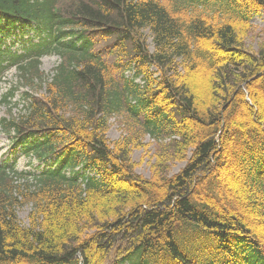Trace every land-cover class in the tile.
<instances>
[{
  "label": "trees",
  "instance_id": "obj_1",
  "mask_svg": "<svg viewBox=\"0 0 264 264\" xmlns=\"http://www.w3.org/2000/svg\"><path fill=\"white\" fill-rule=\"evenodd\" d=\"M262 11L264 0H0V38L34 34L21 52L0 39V81L18 69L0 104L28 88L0 126L47 163L35 175L0 166V264H264V49L243 39ZM47 54L60 57L52 75ZM117 115L126 132L110 142ZM146 136L189 161L138 174L131 153Z\"/></svg>",
  "mask_w": 264,
  "mask_h": 264
},
{
  "label": "rangeland",
  "instance_id": "obj_2",
  "mask_svg": "<svg viewBox=\"0 0 264 264\" xmlns=\"http://www.w3.org/2000/svg\"><path fill=\"white\" fill-rule=\"evenodd\" d=\"M147 35V42L151 49H153L152 38L148 30L145 32ZM244 43L245 48L249 51L258 52L260 49H264V11L261 12L254 19V28L245 35ZM59 57L57 55H46L42 59V69L47 73L52 75L53 70L56 65L59 63ZM17 72L15 69H12L8 72L4 82L2 83V89L0 90V95L6 91V88L10 86L11 83H15L17 80ZM198 90L201 94V88L206 87L207 81H194ZM17 83V82H16ZM200 88V89H199ZM28 90V88H21L16 96L12 99V104L16 103V105L7 106L5 103L0 104V118L2 116H7L8 111H10L17 115L21 110L24 109L25 100L22 99L23 91ZM30 91V90H29ZM40 93L44 91V89L39 90ZM210 102V100H209ZM12 106V107H11ZM127 126V118L125 116L117 115L110 119L108 129L106 131V137L110 142H114L122 138L126 132ZM167 141H156L150 136H146L143 140L144 145L141 147H135L132 149L131 158L133 162L137 165L136 171L138 174L145 176L146 178L151 177L152 173H154L155 168L166 166L168 164L169 175L178 172L183 166L189 161L188 158L184 160L178 159L171 155V152L167 150L166 146ZM17 159L18 164L17 167L21 169H30V165L28 164V160L24 157L20 151L17 153H12L10 150V142L9 138L0 131V163L10 161L12 162L14 159ZM160 171V168L156 172ZM125 186L126 182L123 183ZM15 185L20 189H25L28 184L26 181L21 180L19 177L15 179ZM31 206L25 205L19 210V218L23 224H28V213L30 211Z\"/></svg>",
  "mask_w": 264,
  "mask_h": 264
}]
</instances>
